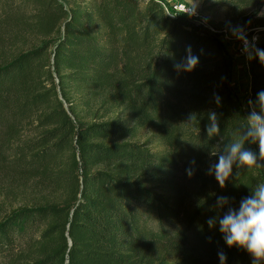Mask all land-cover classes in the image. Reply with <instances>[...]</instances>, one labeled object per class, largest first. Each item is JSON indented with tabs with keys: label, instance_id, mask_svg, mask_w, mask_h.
Listing matches in <instances>:
<instances>
[{
	"label": "trees",
	"instance_id": "trees-1",
	"mask_svg": "<svg viewBox=\"0 0 264 264\" xmlns=\"http://www.w3.org/2000/svg\"><path fill=\"white\" fill-rule=\"evenodd\" d=\"M248 24L264 50V11ZM0 27V175L38 191L0 204V264H149L153 247L177 255L169 264H220L221 251L253 264L218 219L264 183V165H234L224 188L208 172L246 119L221 33L158 0H0ZM189 47L199 63L177 71ZM247 57L255 104L264 63Z\"/></svg>",
	"mask_w": 264,
	"mask_h": 264
},
{
	"label": "clouds",
	"instance_id": "clouds-1",
	"mask_svg": "<svg viewBox=\"0 0 264 264\" xmlns=\"http://www.w3.org/2000/svg\"><path fill=\"white\" fill-rule=\"evenodd\" d=\"M195 0L183 11L189 15H195ZM168 15L174 16L171 12ZM232 34L243 42V50L249 52L254 49L255 55L264 63V50L250 45L247 35L242 27L232 29ZM257 37H253V42ZM186 58L174 64L177 71L183 70L191 72L199 63L198 57L191 54L190 47L187 49ZM251 58V56H250ZM258 100L255 104L250 100L251 111L247 115L245 122L241 124V131L227 143L223 151L219 154L213 151L211 156L218 155V162L210 166L208 172L214 175L221 188L226 186V181L232 176L233 166L246 168L251 171L255 167L262 166L264 161V91L259 92ZM220 97L215 95L216 103H220ZM257 107L259 111H257ZM190 121L197 119L195 114H191ZM209 123L206 125L208 137L216 136L220 133L217 113L210 111L208 114ZM256 144L259 146V155L245 147V144ZM195 164V161L191 162ZM189 176L193 175L191 168L187 169ZM228 197H217V206L222 207L228 203ZM209 227L215 226L216 218L207 221ZM219 231L224 234V240L229 247L236 246L245 249L253 259V264H261L264 261V183L259 184L251 196L241 200L238 210L229 208L222 218L218 219ZM220 264H225L226 255L221 251L218 253Z\"/></svg>",
	"mask_w": 264,
	"mask_h": 264
},
{
	"label": "rangeland",
	"instance_id": "rangeland-1",
	"mask_svg": "<svg viewBox=\"0 0 264 264\" xmlns=\"http://www.w3.org/2000/svg\"><path fill=\"white\" fill-rule=\"evenodd\" d=\"M168 10H173V6L176 2H184L191 4L192 0H158ZM162 5V6H163ZM195 9L198 12V18L200 23L216 30L220 35V40L224 45V48L231 59V79L230 85L232 92L235 95L238 102L241 104L244 114H249V85L250 75L248 68L245 65V58L237 52V47L240 40L232 34V29L239 26L242 27L247 37L252 34H257L258 39L260 35L258 33H250V30L255 28L253 25H249V22H253L257 15L264 11V0H195ZM190 16V17H189ZM185 17L191 21H194L192 15ZM252 16L249 20H244L245 17ZM4 33V30L0 27V35ZM6 35V33L4 34ZM6 49L5 52L12 54L16 50L13 45L5 44L1 47ZM249 67V65H248ZM147 130H143L141 135L147 134ZM142 140V137L138 138ZM9 190L15 192V196L7 199ZM38 193L33 188L31 182L19 183L15 179H9L0 175V204L4 205L7 201H10L11 206H18L25 203L33 194ZM8 204V203H7ZM3 208V207H2ZM151 258L149 264H157L159 261H163V264H169L177 259L176 254L168 253L161 247H153L150 252Z\"/></svg>",
	"mask_w": 264,
	"mask_h": 264
},
{
	"label": "built area",
	"instance_id": "built-area-1",
	"mask_svg": "<svg viewBox=\"0 0 264 264\" xmlns=\"http://www.w3.org/2000/svg\"><path fill=\"white\" fill-rule=\"evenodd\" d=\"M187 6H190V5L189 4H186L184 2H176L174 4V6H173V10H168L164 5H163V8L166 10L167 13L171 12L172 14H175L174 16H185L186 15V17H188L189 14L183 12L186 9ZM195 12H196V14L195 15H192L191 17L194 18L193 19L194 22L200 23V20L201 19L198 18L199 16H198V12L196 11V9H195ZM253 37H257V39L254 42H253ZM247 39L249 40L250 45L253 44V43L255 44V43H257L259 41L257 34L256 35L255 34H252L251 36L247 37ZM243 48H244L243 42L240 41V43H239V45L237 47V52H238L239 55H241L243 58L246 59L245 60V65L248 68L247 52H245L243 50ZM249 101H250V99H249ZM249 107H250V105H249ZM256 148L259 149L258 143H256Z\"/></svg>",
	"mask_w": 264,
	"mask_h": 264
}]
</instances>
